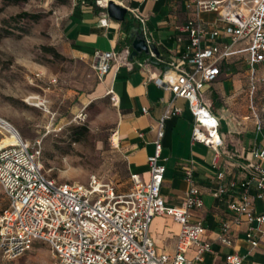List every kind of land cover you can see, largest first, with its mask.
<instances>
[{"label":"built area","instance_id":"2783aa9c","mask_svg":"<svg viewBox=\"0 0 264 264\" xmlns=\"http://www.w3.org/2000/svg\"><path fill=\"white\" fill-rule=\"evenodd\" d=\"M95 2L102 8L107 6L102 0ZM187 8L192 15L182 26L189 38L183 63L167 62L168 67L154 83L186 100L194 118L192 141L218 152L223 145L220 122L201 88L218 78L222 63L233 54L236 44H245L251 66L264 65V0H187ZM214 10L218 11L216 22L205 25L199 13ZM133 15L143 27L145 17L136 12ZM129 56L130 50L126 49L124 63L135 64L141 70H146L156 57L150 51L146 59L131 62ZM119 58L121 54L115 51L94 53L93 66L101 80ZM55 82L56 78L50 79V83ZM107 94L117 107L119 98L115 91L110 88ZM143 112H147L146 108ZM180 112L179 107H169L161 117L154 153L147 157L149 179L144 182L138 174H131L128 192H118L111 182L96 175L86 184L57 182L45 171L41 149L23 139L11 123L0 117V188L8 200L0 214V264L23 256L36 241L49 245L56 264H203V254L211 250V244L202 241V221L190 219L192 210L203 206L200 190L192 185L180 207L167 206L161 194L166 169L162 158L164 122ZM8 139L13 141L5 142ZM111 143L118 148L116 130ZM252 154L258 160L251 164L255 174L226 185L224 174L218 173L219 185L214 195L222 197L239 187L241 194L229 202V209L246 215L248 222L256 221L259 227L264 215L254 213L252 198L264 197V143L255 146ZM187 179H192L190 173ZM157 215L172 216L181 224L173 254L159 252L150 236L149 226ZM254 229L246 237L255 247L258 241ZM229 231L230 224L224 223L219 239L225 245L231 244ZM190 248L195 250L192 259L187 257ZM243 258L231 252L226 255L225 264H242Z\"/></svg>","mask_w":264,"mask_h":264},{"label":"crops","instance_id":"0c3cea01","mask_svg":"<svg viewBox=\"0 0 264 264\" xmlns=\"http://www.w3.org/2000/svg\"><path fill=\"white\" fill-rule=\"evenodd\" d=\"M91 1L73 2L65 18L63 35L68 54L81 62H91L93 68L96 51L121 54V58L112 62L99 89L108 95V90L112 88L119 98L115 130L119 139L118 152L125 161L129 184L123 192H128L132 186L131 174H138L144 182L149 179L147 157L154 153L159 121L169 107H179L181 112L164 122L162 158L166 169L161 194L166 205L180 207L188 189L196 186L200 190L203 206L192 210L190 219L202 221V241L211 244V250L203 254L202 263L225 264L226 255L235 252L244 257L242 264H264V222L258 227L256 221L248 222L246 215L235 214L229 209V202L240 196L241 189L229 190L222 197L214 195L219 185L218 173L224 174L223 183L226 185L231 180L240 182L255 174L251 164L258 160L254 158L252 149L264 143L261 125L242 105L244 98L237 96L243 85L236 61L238 54L245 52L242 55H245L251 73L255 66L248 62L245 44L234 45V52L222 63L218 78L201 88L204 99L220 122L223 145L217 152L203 143L192 141L194 118L186 100L175 97L169 90L154 83L168 67L167 62L183 63L182 54L189 45V38L182 31V26L192 15L187 8V0H116L127 8L126 17L137 24V29H141L146 43L157 49V53L150 50L156 57L146 70L124 63V51L129 49L130 54L132 51L128 31L122 22L109 17L106 8ZM133 12L145 17L143 27ZM199 17L205 25L211 26L218 18V11H201ZM148 55L141 53L128 59L131 62L144 60ZM143 108L147 112H143ZM188 173L191 180L187 179ZM252 208L256 215H264V197H253ZM224 223L230 224V245L221 243L219 239ZM251 228H255L253 235L258 241L255 247L246 237ZM180 230L181 224L169 215L153 217L149 226L156 249L167 254L175 252ZM194 255V248H190L187 257L192 259Z\"/></svg>","mask_w":264,"mask_h":264},{"label":"rangeland","instance_id":"374dc122","mask_svg":"<svg viewBox=\"0 0 264 264\" xmlns=\"http://www.w3.org/2000/svg\"><path fill=\"white\" fill-rule=\"evenodd\" d=\"M73 2L0 0V117L41 149L45 171L57 182L86 184L96 175L123 192L128 172L111 143L116 106L99 89L102 81L91 62L67 52L63 29ZM244 53L236 59L243 82L237 96L264 131V65L251 73ZM7 204L0 188V214ZM3 264H56V258L48 244L36 241Z\"/></svg>","mask_w":264,"mask_h":264},{"label":"water","instance_id":"95a60500","mask_svg":"<svg viewBox=\"0 0 264 264\" xmlns=\"http://www.w3.org/2000/svg\"><path fill=\"white\" fill-rule=\"evenodd\" d=\"M106 10L109 17L116 21L122 22L126 18L127 8L115 0L108 1ZM130 37L133 39L130 58L138 56L141 53L149 54L150 50L157 53V49L154 45H148L146 43L145 36L143 35L141 29L135 28L131 30Z\"/></svg>","mask_w":264,"mask_h":264},{"label":"trees","instance_id":"16d2710c","mask_svg":"<svg viewBox=\"0 0 264 264\" xmlns=\"http://www.w3.org/2000/svg\"><path fill=\"white\" fill-rule=\"evenodd\" d=\"M5 1H13V0H5ZM91 2L96 5L95 0H92ZM14 18H16V17H14ZM122 25L128 31V39H129V41H132V38L130 37V32H131V30L137 28V24H135L133 22H130V20L126 17L125 20L122 21ZM7 206H8V204H7Z\"/></svg>","mask_w":264,"mask_h":264},{"label":"bare ground","instance_id":"6f19581e","mask_svg":"<svg viewBox=\"0 0 264 264\" xmlns=\"http://www.w3.org/2000/svg\"><path fill=\"white\" fill-rule=\"evenodd\" d=\"M108 1H110V0H102V2L104 3V4H106V3H108ZM8 141H13V139H8V140H6L5 142H8Z\"/></svg>","mask_w":264,"mask_h":264}]
</instances>
